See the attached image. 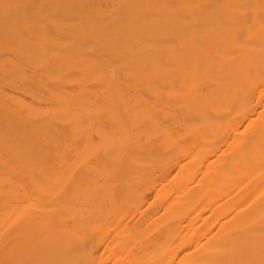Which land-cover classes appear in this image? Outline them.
<instances>
[{
    "label": "bare ground",
    "instance_id": "6f19581e",
    "mask_svg": "<svg viewBox=\"0 0 264 264\" xmlns=\"http://www.w3.org/2000/svg\"><path fill=\"white\" fill-rule=\"evenodd\" d=\"M0 264H264V0H0Z\"/></svg>",
    "mask_w": 264,
    "mask_h": 264
}]
</instances>
